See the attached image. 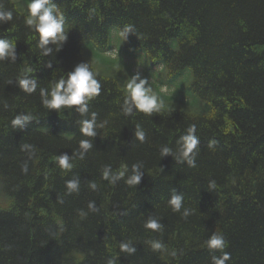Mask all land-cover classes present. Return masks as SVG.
<instances>
[{
    "label": "trees",
    "instance_id": "trees-1",
    "mask_svg": "<svg viewBox=\"0 0 264 264\" xmlns=\"http://www.w3.org/2000/svg\"><path fill=\"white\" fill-rule=\"evenodd\" d=\"M52 3L64 14L67 40L58 51L49 45L53 53L44 56L27 12L14 0H0V11L13 13L0 23V39L14 42L17 54L15 62L0 61V264H214L224 251L231 256L226 264H264V0ZM126 25L134 33L122 41ZM113 29L122 51L144 52L167 73V81L150 67L141 74L156 78L148 85L165 105L159 113L125 115V81L87 58L90 48L108 68L136 73L123 52L105 55ZM80 62L101 83L88 114L75 106L47 109L41 88L50 89ZM186 70L191 81L184 92L161 91ZM24 75L37 80L35 92L18 87ZM93 112L97 135L85 137L80 121ZM21 113L33 120L14 128L11 120ZM136 125L144 142L134 135ZM193 125L200 139L195 166L177 163L179 138ZM82 139L93 144L83 159L77 155ZM164 146L173 156L161 157ZM60 154L70 155L71 169L58 166ZM137 163L144 175L135 187L102 176L105 166L113 173L127 167L130 174ZM73 179L79 191L69 193L66 182ZM174 191L183 196L180 212L168 204ZM149 218L162 228H146ZM213 232L224 235L225 249H208ZM121 242L135 253L121 252ZM154 242L163 247L154 249Z\"/></svg>",
    "mask_w": 264,
    "mask_h": 264
},
{
    "label": "clouds",
    "instance_id": "clouds-1",
    "mask_svg": "<svg viewBox=\"0 0 264 264\" xmlns=\"http://www.w3.org/2000/svg\"><path fill=\"white\" fill-rule=\"evenodd\" d=\"M13 19L11 11H0V23L9 22ZM26 24L38 34V47L42 55L49 56L55 51H58L67 40V30L65 29L64 14L52 3V0H29L27 4ZM129 33H134L132 25H126L120 32L122 41H125ZM121 41V42H122ZM15 43L6 39H0V61L6 58L16 60ZM118 55V54H117ZM51 67V63L47 65ZM33 69H26L27 73H31ZM11 83V82H10ZM18 87L25 93L31 94L37 89V80L28 75H24L17 80ZM127 95L123 101L122 110L125 115H134L136 112L151 116L153 113H159L164 107V103L152 91L148 85V79L142 77L139 72H136L127 81ZM101 91V83L95 78L94 72L91 70L88 62L77 63L73 69L66 73V77H61L56 80L50 89L41 88L40 96L42 104L47 109H54L59 112L61 109H72L75 106V112L81 116L88 114V101L98 96ZM173 111V110H171ZM171 111L169 113H171ZM96 113H91V117L80 121L79 131L85 137H95L96 131ZM33 120L30 114H18L12 120L11 124L14 128L17 126L23 127L24 122ZM195 125L188 128L186 134L182 135L178 141V151L175 155L177 163L186 162L189 166H195V157L198 153L199 137L195 134ZM136 139L144 142L146 134L143 129L136 125L134 132ZM25 148L30 146L25 145ZM93 148L92 139H82L79 142L78 152L79 158L83 159L85 153ZM171 154L173 150L164 146L161 148V157ZM70 155L60 154L56 158L58 166L68 170L72 168L70 163ZM142 164H133L131 173H128L127 167L121 168L118 172L113 173L110 166H105L102 176L110 183L115 184L118 180L124 179L129 186H134L139 183L144 172L141 171ZM161 171L162 168L160 167ZM22 171L27 172V165L22 166ZM127 174V175H126ZM66 187L69 193L79 191V180L73 179L66 182ZM92 189L96 188L94 182L90 183ZM168 204L173 212H180L183 207V196L174 191L169 197ZM89 208L95 210L94 203H89ZM189 215L188 210L183 212L186 218ZM145 227L154 231H159L162 224L156 218H149L146 221ZM209 250H223L227 247V241L222 233L213 232L205 242ZM154 249L163 247L161 242L152 244ZM121 252L129 254L135 253L136 249L130 247L129 242H121L119 245ZM214 264H226V261L231 259L230 253L224 251L221 257L213 256ZM108 264H116V260H109Z\"/></svg>",
    "mask_w": 264,
    "mask_h": 264
},
{
    "label": "rangeland",
    "instance_id": "rangeland-1",
    "mask_svg": "<svg viewBox=\"0 0 264 264\" xmlns=\"http://www.w3.org/2000/svg\"><path fill=\"white\" fill-rule=\"evenodd\" d=\"M14 1L17 2V4L22 10L27 12V4L29 3V0H22V1L14 0ZM111 46H112V50L105 53V55L115 58L117 57V54H120L121 52H123L124 61L132 64V70L134 72H139L140 74H144L146 69L150 67L153 72L157 73L160 80L167 81L169 79L165 71L161 72L162 68L160 65L152 66L154 64L151 58L148 55H146L144 52H135L133 53V56H132L122 51L123 44L121 42L118 32L115 29H113L111 33ZM86 56L92 62V64L103 74L106 73V74L118 76L122 78L123 81H125V83H127V81L132 76L129 70L124 71L122 69H119L116 66H111L110 68H108L102 62L101 57L95 54V52L90 48L86 49ZM155 81H156V78H153V77L152 78L150 77L148 79V83H152ZM190 81H191V72L190 70H186L182 75L178 76L175 80H173V82L170 83L171 86L161 85L160 88H161V91L166 94H169L172 91H175V88H178L182 92H184L185 91L184 89L188 87Z\"/></svg>",
    "mask_w": 264,
    "mask_h": 264
}]
</instances>
